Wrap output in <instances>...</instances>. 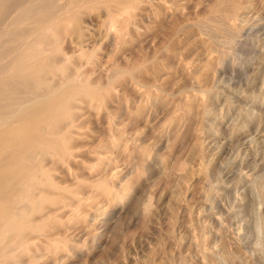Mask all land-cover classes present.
Wrapping results in <instances>:
<instances>
[{
    "label": "rangeland",
    "instance_id": "374dc122",
    "mask_svg": "<svg viewBox=\"0 0 264 264\" xmlns=\"http://www.w3.org/2000/svg\"><path fill=\"white\" fill-rule=\"evenodd\" d=\"M213 3L137 0L114 28L101 1L80 9L94 56L64 50L111 89L82 122L90 187L54 231L56 264H264V0L225 44L201 25Z\"/></svg>",
    "mask_w": 264,
    "mask_h": 264
},
{
    "label": "bare ground",
    "instance_id": "6f19581e",
    "mask_svg": "<svg viewBox=\"0 0 264 264\" xmlns=\"http://www.w3.org/2000/svg\"><path fill=\"white\" fill-rule=\"evenodd\" d=\"M99 1L111 28L137 2L0 0V264H56L64 244L54 231L66 212L71 215L84 204L82 190L90 184L78 172L81 126L88 116L100 114L101 98L111 83L89 80L65 52L63 41L70 37L79 47L77 55L87 54L93 36L81 24L80 9ZM251 4L215 0L201 25L224 44L234 43ZM137 69L126 70L131 79ZM199 103L204 116L208 108L202 99ZM192 104L187 102V108ZM196 146L201 149L199 140ZM65 176L72 181L63 182ZM101 187L109 193L105 183ZM177 203L182 204L179 194L169 207L172 214Z\"/></svg>",
    "mask_w": 264,
    "mask_h": 264
}]
</instances>
